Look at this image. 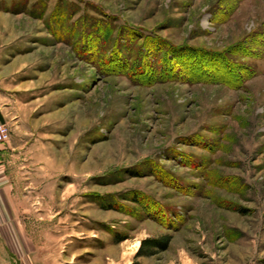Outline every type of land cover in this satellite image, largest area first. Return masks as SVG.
Listing matches in <instances>:
<instances>
[{"label":"rangeland","instance_id":"1","mask_svg":"<svg viewBox=\"0 0 264 264\" xmlns=\"http://www.w3.org/2000/svg\"><path fill=\"white\" fill-rule=\"evenodd\" d=\"M0 105L16 254L264 264V0H0Z\"/></svg>","mask_w":264,"mask_h":264},{"label":"crops","instance_id":"2","mask_svg":"<svg viewBox=\"0 0 264 264\" xmlns=\"http://www.w3.org/2000/svg\"><path fill=\"white\" fill-rule=\"evenodd\" d=\"M4 116L0 105V117L3 121ZM7 171H9V160L6 158V152L0 150V264H46L41 263L43 259L41 260L37 250L21 256L11 249V246L25 242L26 237H22V230L26 228L24 223L26 220H22L21 209L17 204L19 192ZM28 238L31 243H36Z\"/></svg>","mask_w":264,"mask_h":264},{"label":"trees","instance_id":"3","mask_svg":"<svg viewBox=\"0 0 264 264\" xmlns=\"http://www.w3.org/2000/svg\"><path fill=\"white\" fill-rule=\"evenodd\" d=\"M218 55H223V54H218ZM222 57H224V55ZM186 63H187V61H185L184 64L186 65ZM199 68H200V73L201 72L204 73L205 66L199 64ZM176 69L178 71L181 70V69H179L177 67H176ZM169 70H171V69H169ZM169 70H165V71L169 72ZM179 72H181V71H179ZM175 73H177V71H175ZM184 73L185 72H183L182 74H184ZM169 240H170V235H164V236L159 237V238H146V239H143V240L140 241V244H139V247L137 249L136 255H147V256L154 255L156 253V250L165 249L167 247V244H168Z\"/></svg>","mask_w":264,"mask_h":264},{"label":"built area","instance_id":"4","mask_svg":"<svg viewBox=\"0 0 264 264\" xmlns=\"http://www.w3.org/2000/svg\"><path fill=\"white\" fill-rule=\"evenodd\" d=\"M9 138V129L6 123L0 117V143L7 141Z\"/></svg>","mask_w":264,"mask_h":264}]
</instances>
